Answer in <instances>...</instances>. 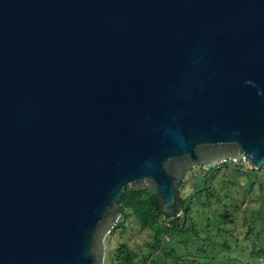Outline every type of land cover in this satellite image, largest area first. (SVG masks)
Listing matches in <instances>:
<instances>
[{
  "label": "water",
  "instance_id": "water-1",
  "mask_svg": "<svg viewBox=\"0 0 264 264\" xmlns=\"http://www.w3.org/2000/svg\"><path fill=\"white\" fill-rule=\"evenodd\" d=\"M239 157L264 169V0H0V264H104L127 188L173 219Z\"/></svg>",
  "mask_w": 264,
  "mask_h": 264
},
{
  "label": "trees",
  "instance_id": "trees-1",
  "mask_svg": "<svg viewBox=\"0 0 264 264\" xmlns=\"http://www.w3.org/2000/svg\"><path fill=\"white\" fill-rule=\"evenodd\" d=\"M223 169L234 180L239 176L228 161L193 169L188 176L191 183L186 179L180 185L182 215L173 219L163 217L158 199L148 191L127 188L119 201L121 217L111 234L117 231L122 235L125 222L133 219L140 229L152 233L153 242L147 252L133 251L119 242L111 254L107 251L106 259L112 264H264V169L249 168L244 175L247 182L232 185L234 193L228 187L227 175L220 174ZM252 187L256 198L250 191ZM255 199L260 202L258 209L254 208ZM215 202L225 205L224 217L213 214L204 221L201 210L194 209L200 205L208 210ZM240 207L252 208L253 218L248 223L238 214ZM242 248H248L250 253ZM233 252L240 256L236 261L230 257ZM218 254L221 256L216 258Z\"/></svg>",
  "mask_w": 264,
  "mask_h": 264
},
{
  "label": "rangeland",
  "instance_id": "rangeland-1",
  "mask_svg": "<svg viewBox=\"0 0 264 264\" xmlns=\"http://www.w3.org/2000/svg\"><path fill=\"white\" fill-rule=\"evenodd\" d=\"M228 164L231 168L238 171V174H239L238 177L239 178L237 177V179L234 180L233 179L234 176H231L227 172V170H225V169L221 170L220 174L227 175L226 180L229 183L228 187H230V189L234 193L235 190L232 188V185L236 184L237 186H241L247 182V180H245V178H244V175L248 172L249 167H247L246 163L240 165L239 162L235 163V161H228ZM187 180L191 183L190 177H188ZM248 186L249 185H247V187ZM250 191H252V192L254 191L253 187L250 189ZM253 194H254V192H253ZM254 196H255V198L258 197L255 194H254ZM251 199H252V197H251ZM254 201L256 202L254 208L258 209L260 202L257 199H255ZM224 207H225V205H223V202H221V203L215 202L213 205L210 206V208L208 210H207V208L200 207V205H199V208L197 207L194 209L201 210V212L203 213V220L205 221L208 216H210V215L212 216L213 214H215V217L216 216H223L224 217L225 216V213H223ZM251 209L252 208H248V207L247 208L246 207H240L237 210L238 214H240L241 216H243V218H245L247 220V223H248V221H250L253 218V216L251 214ZM244 230H245V227L243 229V233L245 232ZM242 236H243V234H242ZM261 237H264L263 233L261 234ZM165 239L168 240V237H166ZM119 242L125 243L128 246V248L133 250V251L138 250V249H142V250H144V252H147V250H148L147 246H149L153 242V235L147 229H140L138 224L133 219L127 220L125 222V230H124V233L122 235L116 231L114 234H109V236L107 237V239L105 241L106 252H105L104 264H112V262H109L106 259L107 251L111 254L112 251L115 250L119 246ZM250 245H252V244H250ZM242 249L245 250L248 254L250 253V250L248 248H242ZM191 255H193V256L196 255V248L191 251ZM220 256H221V254H218V255H216V258H219ZM230 257H231V259H233L235 261L238 258H240V256L234 252L230 253ZM107 258H109V256ZM210 264H213V261ZM235 264H239V263L235 262Z\"/></svg>",
  "mask_w": 264,
  "mask_h": 264
},
{
  "label": "built area",
  "instance_id": "built-area-1",
  "mask_svg": "<svg viewBox=\"0 0 264 264\" xmlns=\"http://www.w3.org/2000/svg\"><path fill=\"white\" fill-rule=\"evenodd\" d=\"M239 162V164L240 165H242V164H244L245 163V160H244V158L243 157H239V159L238 160H236L235 161V163H238Z\"/></svg>",
  "mask_w": 264,
  "mask_h": 264
},
{
  "label": "clouds",
  "instance_id": "clouds-1",
  "mask_svg": "<svg viewBox=\"0 0 264 264\" xmlns=\"http://www.w3.org/2000/svg\"><path fill=\"white\" fill-rule=\"evenodd\" d=\"M238 160V159H237ZM236 161V160H235ZM246 163V162H245ZM247 167L251 168L250 166L247 165Z\"/></svg>",
  "mask_w": 264,
  "mask_h": 264
}]
</instances>
